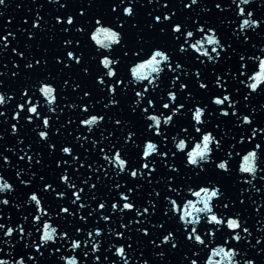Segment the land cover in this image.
Masks as SVG:
<instances>
[{
    "label": "snow or ice",
    "instance_id": "6c2138e0",
    "mask_svg": "<svg viewBox=\"0 0 264 264\" xmlns=\"http://www.w3.org/2000/svg\"><path fill=\"white\" fill-rule=\"evenodd\" d=\"M49 2L61 4V0H49ZM138 2L139 0H113L108 5L110 11L97 14L89 11L95 7V0H89L86 8L81 6L78 13H69L67 11L69 5L61 4L65 11L63 14L54 17V27L58 25L59 31L70 38L63 40L62 48L64 51L58 53L54 60L57 65L62 66L61 71L71 69L75 64L81 66L85 75L92 74L88 67L83 66L85 57L82 50L83 41L75 38L72 35L73 32L81 37H86L93 51L96 52V55L92 56L93 60H98L99 65L95 80L100 91L105 95L101 100L93 101L92 91H85L84 95L80 97L81 103H71L72 109L79 110L81 113L77 117L79 126L89 134L100 128L106 121L112 120V117L107 116L106 113L102 114L95 111L98 103H102L103 108L107 110L119 108L123 96L128 92L132 93L131 112L144 125L143 131H139L132 120L115 119L114 123L126 133L123 137V144L120 143L119 139L111 143L110 147H102L101 142L97 140H92L91 144L93 148L99 151L100 158L109 167H114L117 170V177L128 175L136 181L143 180L146 183H152L162 161L169 173L166 183L167 194L163 195L165 201L163 216L166 219L156 223H152L151 219H144V217L156 216L159 210L157 201L162 195L161 192H155L154 198L147 200V206L138 205L133 197L142 188L139 183L133 187H130L127 182L123 185L121 183L114 184L113 190H115L116 196L110 200H101L97 195H91L89 199L98 204L97 208L92 209L90 204L82 202L87 187H90L94 192L97 189V184H90L91 177L81 181L85 187H79L71 172L62 171L59 180L66 188L60 190L58 186L47 182L44 176H40L43 187L28 195L25 203L32 211L22 216L23 221L28 222L33 231L40 235L33 238V231H26L24 223L13 225L11 223L12 217L8 216L9 223H0V231L8 238L4 243L9 246L6 255L10 258L0 257V264H26V261L27 264L29 262L39 264L37 256L32 254V250L38 253L40 257L45 255L43 250H47L52 256H57L56 254L61 253L69 243L73 250L82 249L80 258L85 261V264H87L89 257L94 258V264H104L105 261L108 264H117L116 260H110L108 256H104L102 260L101 255H94L102 254V238L106 233L114 236L116 240L106 251L118 257L122 264H132V260L129 258V250L133 248V244L129 243L132 240V237L128 235L129 223L123 222V214L125 213L133 214L130 221L131 225H140V227L135 228L136 232L147 237L154 249H162L154 252V255L161 261L165 260L168 252L178 251L181 248V240L178 234H182L184 246L188 248V252L184 254V261L187 264H200L202 252L205 253L208 264H213V257H220L215 261L223 264L221 261L222 254L234 264H257V261L254 258H248L247 252L240 247L242 242L251 244V241L247 239L252 235L251 229L246 226L247 221L243 214L239 211H233L237 203L239 205L246 203V200L241 198L244 196V190L241 189L240 196L233 199L228 195L224 182L232 180L235 176L237 185H251L257 193L262 191L253 181L258 177L264 180V175H260L264 173V166H262L264 165V122L254 119L256 116L255 108H251L247 114L241 113V99H237V97L242 96L243 101H249L253 94H264V80L257 81V76L264 72V47L260 49L261 55H246L243 52L238 54L235 79L241 87L230 90L232 86L229 85V80L226 77L233 75L231 71L221 73L213 68L214 79L208 81L207 77L202 76L199 68L194 73H189L183 63L184 58L187 57L198 62L199 65L207 67L208 65H219L221 61L232 59V54L236 53V49L232 42L223 38L216 24L210 20L202 22L201 19H193L191 16H187V20H182L179 18L178 12L171 10L169 3L164 2L159 9V14L149 13L151 20L142 27L138 20ZM149 2L158 3L159 0H149ZM252 4V0H231V5L236 7L235 17L237 20L225 21L229 27L233 28L232 36L243 45L251 43L250 32L264 31V18H257L256 12L250 7ZM194 5L199 6L200 0H191V3L184 4L183 7L190 10ZM9 6L8 0H0V8L7 9ZM42 8L43 6H41V10ZM215 8L220 12L225 11L221 3H216ZM203 11L211 12V9L205 6ZM3 16L4 12L0 11V17ZM11 23L12 21L9 20L8 24ZM23 23L31 25V30L28 28L21 29L27 34L29 40H35L38 33L48 30L45 18L39 12L32 20L25 19ZM234 23L235 27H233ZM129 27L137 30L138 41L135 47H129L127 39ZM145 29L165 38L164 41L152 43L150 40H146L143 35ZM106 32H114L115 39H109L104 34ZM16 38L12 31H8L6 35H0L2 47L5 50L11 47L12 52L22 61H25L23 68L28 73H35L38 68L47 69L49 64L47 56L42 55L40 58H36L33 55L29 59L25 51H21L19 47H12L11 41L16 40ZM205 44L212 47L209 49L205 47ZM30 47V44L25 45V48ZM118 52L120 54H117ZM153 61L156 64L151 69H146L138 74L142 65L152 64ZM247 61H258L259 63L258 66H254ZM13 64L17 71L13 72L12 76L19 78L21 76L19 71L21 64L15 60ZM125 66L127 67V76H122L120 74L121 68ZM246 69L248 71H245ZM178 71L179 75L176 74ZM184 75H194L197 79L198 88L205 93L211 88L219 89V92L211 94L206 103L197 101L189 84L182 82ZM166 76H168L170 87L161 89V84H164ZM67 86L68 81L65 80L63 89L66 90ZM3 87V81H0V88ZM80 87L79 84L75 85L77 90ZM46 89H51V95L45 91ZM157 89H161L159 94H156ZM245 89L248 91L242 95ZM63 99L67 100V97L65 96ZM85 99L87 102H84ZM14 101L16 102V110L13 119L17 123L11 125L13 135L19 136L21 129L18 124L21 121L33 125V131L37 133L40 141L47 146L50 154H54L57 151V145L52 141L53 115L63 112V109H58L61 101V88L57 86L56 78L48 72L37 79L35 83H26L22 87L18 101L14 94L10 95L5 91H0V107L7 108ZM67 106L65 105V107ZM157 111L159 114H153ZM45 112L49 114L46 115ZM6 115V112L0 111V116ZM185 117L187 118V126L181 123ZM219 117L227 118L233 121L236 128L243 129L244 134L240 135L239 138L237 136L231 137L233 141H236L232 143L231 150L226 151L224 149V136H227L228 133L225 132L223 136L219 135L223 121L213 123L214 119ZM73 122L71 119L68 121L69 124ZM178 126L183 132L189 133V136L186 139H179L173 148H168L167 144L170 139L168 133ZM190 128L194 133L200 135L193 136L189 132ZM55 134H60L59 128L55 130ZM114 135L115 133H113ZM3 139L4 137L0 136V140ZM81 139L87 140L88 137L81 134L77 140ZM189 139L195 141L194 147L187 142ZM171 140L176 141L177 136H172ZM205 141H208V151H201L199 156L193 158L195 149L200 148ZM246 142L252 145L251 149L237 150L238 145H244ZM19 143L24 144L25 141L21 139ZM28 147L31 149V145ZM130 150H134L136 153L135 162H132ZM6 151L16 152L14 148H7ZM59 151L62 156L56 161V166L61 170L68 166L69 159L78 163L82 159L71 145L61 146ZM26 156L27 154L20 156L19 159L23 161ZM40 156V160H35L33 156H27V161L29 164H32L33 161L42 164L43 153ZM250 157L253 158L251 161L249 160ZM181 158H183L184 169L191 175L187 176L184 182L177 183V178L182 174V168L177 164V160ZM0 159L6 165L11 166L12 161L3 152H0ZM246 163H253L255 168H247ZM85 165L89 168L93 167L85 160L80 164V168L75 170L76 173H79ZM99 167L103 168V164H100ZM104 174H108L107 169H105ZM21 175L22 171L16 172L17 177H21ZM32 175L35 178L36 174L33 173ZM189 180L194 182V186L188 183ZM0 181L6 185V190L0 194H14L18 191L17 187L3 173H0ZM156 182L159 183V181ZM20 183L25 187H31L32 180L20 179ZM69 191L74 196L71 205L77 206V209L80 210L91 209L87 215L81 212L79 215L81 224L75 225L72 230V233H82L83 235H73L60 224L61 219L64 221L68 217L75 219L77 211L62 203L53 210L46 198L41 195L42 192L55 193L56 199L63 201L68 198ZM186 191L190 197L195 199L184 195ZM205 201H207L206 204ZM10 204L17 210L24 207L20 203L12 204L8 198L0 199V206ZM198 205H202V207ZM262 208H264V204L257 207L255 211L260 213ZM2 211L3 209L0 208V213ZM109 212L111 215L107 214ZM117 212L122 214L120 227L124 231L114 230L111 227L105 229L101 226V221L111 224ZM94 213L99 216V219L96 220L95 227L88 230L86 225ZM137 216L141 219H136ZM53 217H56V220L50 223L49 221H52ZM4 219L5 217L0 214V221ZM170 221H175L178 227L169 228L168 223ZM146 223L150 224L151 229L159 233L155 238H153V231L144 226ZM54 224L56 226H53ZM201 224L203 226L198 230L197 226ZM46 233L51 235L46 238ZM217 233L222 234V240L215 247H212ZM17 236L19 239L13 243ZM26 236L30 243L24 244V248L29 250L24 253H17L19 259H16L12 253L17 244L24 241ZM98 239L100 242H97ZM90 243L91 247H89ZM257 243H264V239L257 240ZM209 249L210 255H208ZM4 251L3 248H0V253H4ZM260 251L264 253V249H260ZM57 258L59 261H67V264H78L75 255L71 259L65 255L57 256ZM137 264H140V261H137ZM142 264H149V260L144 259Z\"/></svg>",
    "mask_w": 264,
    "mask_h": 264
},
{
    "label": "clouds",
    "instance_id": "9594fccd",
    "mask_svg": "<svg viewBox=\"0 0 264 264\" xmlns=\"http://www.w3.org/2000/svg\"><path fill=\"white\" fill-rule=\"evenodd\" d=\"M252 2H254V0H252ZM103 32V30H102ZM109 39H115V33L114 32H106L104 33ZM156 62L153 61L152 64L149 65H142L141 69L138 70V74L146 69H151L153 65H155ZM264 80V72H262L259 76H257V81H262ZM49 95H51V89H46L45 90ZM201 151L203 152H207L208 151V141H205L204 144L200 147V148H196L195 151L193 152V158H196L197 156H199L201 154ZM253 158L250 157L249 160L251 161ZM246 167L249 169H254L255 165L253 163H246ZM4 190H6V185L0 181V192H3ZM207 203V201H205V204ZM50 233H46V238L48 236H50ZM221 261L223 262V264H234L233 261H231L230 259H228L225 255H221ZM206 264H208V262L206 261ZM213 264H220V262H217L213 259Z\"/></svg>",
    "mask_w": 264,
    "mask_h": 264
}]
</instances>
